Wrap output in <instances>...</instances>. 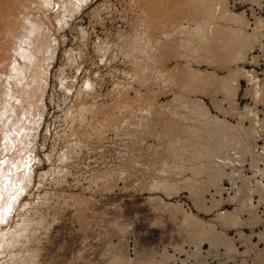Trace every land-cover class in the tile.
I'll use <instances>...</instances> for the list:
<instances>
[{"label": "rangeland", "instance_id": "374dc122", "mask_svg": "<svg viewBox=\"0 0 264 264\" xmlns=\"http://www.w3.org/2000/svg\"><path fill=\"white\" fill-rule=\"evenodd\" d=\"M60 4L0 147V264H264V0Z\"/></svg>", "mask_w": 264, "mask_h": 264}, {"label": "bare ground", "instance_id": "6f19581e", "mask_svg": "<svg viewBox=\"0 0 264 264\" xmlns=\"http://www.w3.org/2000/svg\"><path fill=\"white\" fill-rule=\"evenodd\" d=\"M10 1V2H9ZM29 1V2H28ZM41 1V2H40ZM1 0L0 1V22H3L8 17L10 22L15 21L16 25V31H13L10 35V38L6 40V34L10 32V24L5 23L3 26H0V38H4V41L6 44L3 48H0V79L2 78V87L3 92L0 95V147L1 145H4L3 148H8L7 145L9 142H14L19 137V134H21V127H19L15 122L18 119V117L23 114L24 112H21V109L23 105H26V100L28 102L29 98H25L24 93L28 91L32 92V86L36 82H33L34 80L37 81V77H40L38 68L43 64L42 61L44 59V53L47 52L48 49V37L47 36L48 31H50L51 28L43 22L45 20H41L40 18H36V12L37 10H41L45 8V6H48L52 4V6H56L55 11H62L65 8V4H60L66 1L71 0ZM184 1V0H183ZM194 1V0H193ZM208 2V0H206ZM51 2V3H50ZM189 2V0H188ZM39 3H43L44 7L41 5H38ZM34 4V6H33ZM46 4V5H45ZM48 4V5H47ZM185 4V3H184ZM192 4V3H191ZM197 4V3H195ZM170 5V4H169ZM36 6H39L41 8H37ZM165 6V5H164ZM188 6V5H187ZM186 6V7H187ZM196 6V5H195ZM52 7V8H54ZM201 7V6H199ZM36 10H33L35 9ZM169 8V7H168ZM197 8V7H196ZM167 9V7H166ZM181 9V8H180ZM188 9V8H187ZM194 9V7H193ZM54 10V9H53ZM176 10V9H175ZM190 10V9H189ZM19 11V14L17 13ZM42 11V10H41ZM166 11V10H165ZM194 11V10H193ZM34 12V14H33ZM176 12V11H175ZM201 12V9H200ZM42 13V12H41ZM45 13V11H44ZM39 12L37 13V15ZM214 14V13H213ZM6 17H5V16ZM32 15V17L30 16ZM48 15V14H47ZM201 15V14H200ZM45 16V15H44ZM43 16V17H44ZM28 17L31 19H28ZM49 17V16H48ZM46 18V17H45ZM44 18V19H45ZM157 18V17H156ZM169 18V17H168ZM43 19V18H42ZM48 19V18H46ZM150 19V18H149ZM172 20V19H171ZM170 20V21H171ZM165 21V20H164ZM186 21V20H185ZM196 21V20H195ZM27 22V24H26ZM46 22H49L46 20ZM82 22V21H81ZM157 22V21H156ZM168 23V22H167ZM192 23V22H191ZM196 24V23H195ZM207 24V23H206ZM210 24V23H209ZM159 25V24H158ZM165 26V25H164ZM178 26V24H177ZM207 27V25H205ZM213 26V25H212ZM212 26L211 29L212 30ZM187 27V26H186ZM190 27V26H189ZM196 27V26H195ZM209 27V26H208ZM210 28V27H209ZM190 29V28H189ZM196 29V28H195ZM184 30V28H183ZM187 30V29H186ZM194 30V27L193 29ZM197 30V29H196ZM194 30V31H196ZM209 30V29H208ZM214 30V29H213ZM192 31V32H194ZM198 31V30H197ZM187 32V31H186ZM185 34V32H184ZM194 34V33H193ZM192 34V35H193ZM196 34V33H195ZM212 34V33H211ZM196 36V35H193ZM211 36V35H210ZM186 37V36H185ZM191 38V37H190ZM194 39V38H193ZM50 40V39H49ZM185 40V39H184ZM183 40V41H184ZM195 40V39H194ZM199 40V38H198ZM232 40V39H231ZM192 41V40H191ZM225 41V40H224ZM230 42V40H228ZM1 42V41H0ZM199 42V41H197ZM233 42V41H232ZM193 43H195L193 41ZM170 44V43H169ZM176 44V43H175ZM197 44V43H196ZM231 44V43H229ZM228 46V44H226ZM165 46V45H164ZM169 46V45H168ZM195 47V46H193ZM230 47V46H229ZM227 47V48H229ZM154 48V47H153ZM157 48V47H156ZM168 48V47H167ZM159 49V48H158ZM173 49V48H172ZM226 49V48H225ZM17 50V51H16ZM46 54V53H45ZM8 55V56H7ZM7 56V57H6ZM254 59V56H253ZM13 63V65H12ZM12 65V66H11ZM43 66V65H42ZM39 73H38V72ZM36 73L39 74L36 77ZM4 74V75H3ZM136 74V73H135ZM24 75V77H23ZM35 75V76H34ZM23 78H25V82L23 81ZM6 82V83H5ZM134 82V81H133ZM130 83V82H129ZM136 83V82H135ZM6 84V86H5ZM27 95V96H28ZM133 98V97H132ZM80 99V98H79ZM128 99V98H127ZM124 100V99H123ZM34 101V99H33ZM118 103V102H117ZM73 104V103H72ZM135 105V104H134ZM95 107V106H94ZM138 107V106H137ZM74 109V108H73ZM100 109V108H99ZM31 113V111H30ZM29 113V114H30ZM93 118V117H92ZM116 121V120H115ZM119 122V121H118ZM112 123V122H111ZM241 125V124H240ZM21 126V125H20ZM241 127V126H240ZM173 128V127H172ZM233 129V128H232ZM240 129V128H239ZM242 129V128H241ZM231 130V128H230ZM120 131V130H119ZM174 131V130H173ZM186 131V130H185ZM223 131V130H222ZM225 131V130H224ZM231 132V131H229ZM222 132L220 134L221 141H223V144L226 142V145H229L232 148V151H236V141L235 134H231L233 132L228 134ZM169 134V133H168ZM172 134V133H171ZM180 136V135H179ZM179 138V137H178ZM219 139V137H218ZM218 139H216L218 141ZM215 142V140H214ZM217 144V143H216ZM221 144V143H220ZM157 145V144H156ZM90 146V145H89ZM219 146V145H218ZM225 146V145H224ZM228 146V147H229ZM23 148L21 146H16L13 153L11 154V151L6 152L8 154V157L10 159H17L20 157L21 153L20 151ZM225 149V148H224ZM228 149V148H226ZM230 149V148H229ZM16 150V151H15ZM222 150V149H221ZM231 150V149H230ZM229 150V151H230ZM23 149V153H24ZM228 151V152H229ZM26 152V151H25ZM141 153V152H140ZM239 153V152H238ZM220 154V153H219ZM233 154V153H232ZM264 155V154H263ZM22 156V155H21ZM29 156V155H28ZM240 156V154H239ZM238 156V157H239ZM261 156V155H260ZM23 157V156H22ZM21 157V159H22ZM264 158V156H262ZM19 159V158H18ZM17 159V160H18ZM24 159V158H23ZM220 159V158H219ZM226 159H228L226 157ZM262 159V158H261ZM27 160V159H26ZM143 160V159H142ZM253 160V158H252ZM264 160V159H263ZM258 161V159H257ZM213 162V161H212ZM254 162V160H253ZM264 162V161H263ZM20 163H22L20 161ZM24 163V162H23ZM22 163V164H23ZM143 163V162H142ZM252 163V162H251ZM253 164V163H252ZM21 167V166H20ZM255 167V166H254ZM19 169V168H17ZM16 170H8V173H11L12 177L16 179V177L19 175L20 177L23 176L21 173H18ZM23 169V168H22ZM20 169V170H22ZM19 170V172H20ZM264 170V169H263ZM263 172V171H262ZM67 183V182H66ZM1 184H4V188L8 189L9 191H13L15 188L18 190L20 187V182L15 186L13 182H10L8 178H6L5 181H1ZM58 192V191H57ZM0 197H2V192H0ZM5 198V195H3ZM80 199V198H79ZM23 200V199H22ZM261 200V199H260ZM1 206L3 205V200L0 199ZM24 201V200H23ZM20 206V205H19ZM4 211V210H3ZM261 211V210H260ZM12 228H10L11 231ZM16 230V229H15ZM14 230V232H15ZM10 231L7 230H0V233H6V237H9ZM13 231V229H12ZM12 234V233H11ZM14 234V233H13ZM256 234V233H255ZM13 236V235H12ZM11 237V236H10ZM6 238V239H7ZM14 240V239H13ZM10 241V240H9ZM13 242V241H11ZM10 243V242H9ZM11 245V244H10ZM264 247V246H263ZM264 249V248H263Z\"/></svg>", "mask_w": 264, "mask_h": 264}]
</instances>
